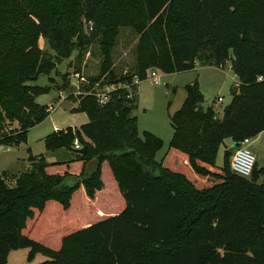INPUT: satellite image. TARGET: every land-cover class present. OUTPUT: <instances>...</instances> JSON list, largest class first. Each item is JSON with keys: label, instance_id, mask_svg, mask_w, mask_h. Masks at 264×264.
Masks as SVG:
<instances>
[{"label": "trees", "instance_id": "obj_1", "mask_svg": "<svg viewBox=\"0 0 264 264\" xmlns=\"http://www.w3.org/2000/svg\"><path fill=\"white\" fill-rule=\"evenodd\" d=\"M108 9L139 34L136 71L121 79L127 88L109 91L104 106L95 91L70 95L88 122L52 132L44 145L70 150L71 160L32 156L15 179L3 172L0 264L19 249L29 250L28 261L39 253L50 258L41 264H264V167L237 177L229 147L225 164H215L225 140L236 147L264 132V0H0V146L23 143L50 115L35 102L51 87L34 83L53 70L39 39L56 61L66 59L84 43L69 23ZM227 64L237 83L222 115L202 107L196 80L186 85L157 162L161 141L140 137L132 115L139 84L151 70L169 75ZM67 88L65 80L54 87ZM73 248L86 252L72 258Z\"/></svg>", "mask_w": 264, "mask_h": 264}, {"label": "rangeland", "instance_id": "obj_2", "mask_svg": "<svg viewBox=\"0 0 264 264\" xmlns=\"http://www.w3.org/2000/svg\"><path fill=\"white\" fill-rule=\"evenodd\" d=\"M102 2L105 5L111 0H102ZM119 15L116 10L108 9V12L102 15L100 13L83 15L77 21L70 22V27L76 35L83 37L84 43L76 42L78 50L73 51L66 59L56 61L54 51L50 49L47 41L39 39V47L45 60L53 64V70L49 76H39L34 83L40 88L51 87L37 94L35 102L41 106H51L54 110L41 124L29 130L23 143L17 146H0V177H3V172L7 171L15 179L30 166L29 158L32 156L43 157L44 162L48 164L71 160L73 153L70 150L48 151L44 145L45 138L52 132L68 128L80 129L88 122L85 113L75 111L78 105L69 99L70 95L76 98L100 89L108 91L119 89L123 86L121 79L134 75L137 67L136 47L139 34L132 26L119 19ZM88 39L92 40L88 42ZM106 60L109 64L103 69L102 63ZM157 74L162 78L159 85L148 79L140 84L137 108L132 115L137 118L140 137L144 133H150L161 141V146L155 154V160L159 162L172 138L170 117L183 103L186 96L185 86L191 84L192 80L199 82L201 93L204 95L202 107L210 106L221 116L224 107L231 100L230 89L235 79L228 64L222 70L201 69L198 66L196 71L183 74L168 76L158 70ZM64 80L68 83L66 90L60 92L54 89L55 86L63 84ZM218 98H221V101H218ZM6 148L10 149L9 152L5 151ZM248 149L256 162L254 172H259L264 167V132L250 139ZM224 150L222 146L219 148L216 166L222 167L225 164ZM231 158L232 155L229 164ZM262 178L261 176L258 178V184ZM7 185L12 187L13 183ZM188 221L189 218L185 226ZM28 252V249L10 251L6 264H41L50 260L47 255L39 253L32 261H28ZM85 252V248H73L71 256L75 258L76 253Z\"/></svg>", "mask_w": 264, "mask_h": 264}, {"label": "built area", "instance_id": "obj_3", "mask_svg": "<svg viewBox=\"0 0 264 264\" xmlns=\"http://www.w3.org/2000/svg\"><path fill=\"white\" fill-rule=\"evenodd\" d=\"M148 80H151L155 85H159L161 83V76L157 74V70H151L148 72ZM134 84H139L138 79L135 77L133 79ZM127 88V86H121L120 88ZM108 90H96L95 97L100 106H104L108 101ZM131 97V95H128ZM218 101H221V98H218ZM53 107H49V113L53 112ZM250 143V139H244L238 142L237 146L234 147L232 158L230 160V171L236 175L237 177L243 179H249L252 175L253 169L255 167V159L250 150L248 149V145ZM74 148L80 149L78 142H74ZM9 148H6L5 151L9 152Z\"/></svg>", "mask_w": 264, "mask_h": 264}, {"label": "crops", "instance_id": "obj_4", "mask_svg": "<svg viewBox=\"0 0 264 264\" xmlns=\"http://www.w3.org/2000/svg\"><path fill=\"white\" fill-rule=\"evenodd\" d=\"M197 67L198 66H196L195 67V69L193 70V71H196L197 70ZM199 67H201V69H205V68H214V69H216V70H222V68H215V67H209V66H199ZM186 73H188V72H186ZM175 74H178V73H175ZM179 74H183V73H179ZM165 75H167V74H165ZM168 76H170V74L168 75ZM233 78L235 79V81H233V85H235V83H237V78H236V76L233 74ZM161 80H162V78H161ZM194 80H192L190 83H192ZM141 84V83H140ZM140 84H139V86H138V91H139V87H140ZM198 84H199V89L201 88V84L198 82ZM168 86V85H167ZM201 91V90H200ZM203 95V94H202ZM186 97V96H185ZM203 98H204V95H203ZM185 99V98H184ZM184 101V100H183ZM182 105V104H181ZM181 107V106H180ZM208 107H210V106H208ZM54 109V108H53ZM231 145V140H225L224 141V144L222 145V147H223V149H225V147H229ZM9 256V255H8Z\"/></svg>", "mask_w": 264, "mask_h": 264}, {"label": "water", "instance_id": "obj_5", "mask_svg": "<svg viewBox=\"0 0 264 264\" xmlns=\"http://www.w3.org/2000/svg\"><path fill=\"white\" fill-rule=\"evenodd\" d=\"M79 153H84V151H85V148L84 147H82V148H80V149H76ZM233 150H234V144H231L230 146H229V148H228V152L230 153V154H233Z\"/></svg>", "mask_w": 264, "mask_h": 264}]
</instances>
